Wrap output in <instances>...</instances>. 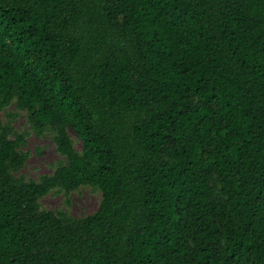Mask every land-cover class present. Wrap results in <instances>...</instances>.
I'll use <instances>...</instances> for the list:
<instances>
[{"label":"trees","instance_id":"obj_1","mask_svg":"<svg viewBox=\"0 0 264 264\" xmlns=\"http://www.w3.org/2000/svg\"><path fill=\"white\" fill-rule=\"evenodd\" d=\"M11 105L65 160L20 175L0 119V264H264V0H0Z\"/></svg>","mask_w":264,"mask_h":264},{"label":"rangeland","instance_id":"obj_2","mask_svg":"<svg viewBox=\"0 0 264 264\" xmlns=\"http://www.w3.org/2000/svg\"><path fill=\"white\" fill-rule=\"evenodd\" d=\"M2 122L12 125L18 132L26 134L24 150L29 157L20 171L27 179L39 181L43 175H52L65 160L57 148L54 134L47 131L37 134L29 119V113L15 105L9 106L0 113ZM75 146L81 149V142L73 134ZM102 200V192L90 185H82L72 192L56 188L40 200L43 209L54 212L66 211L75 218L93 214Z\"/></svg>","mask_w":264,"mask_h":264}]
</instances>
